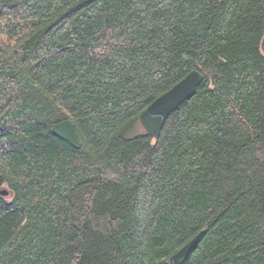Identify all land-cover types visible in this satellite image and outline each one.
Segmentation results:
<instances>
[{
	"label": "trees",
	"instance_id": "16d2710c",
	"mask_svg": "<svg viewBox=\"0 0 264 264\" xmlns=\"http://www.w3.org/2000/svg\"><path fill=\"white\" fill-rule=\"evenodd\" d=\"M263 35L264 0H0V264H170L201 230L181 264H263Z\"/></svg>",
	"mask_w": 264,
	"mask_h": 264
},
{
	"label": "water",
	"instance_id": "95a60500",
	"mask_svg": "<svg viewBox=\"0 0 264 264\" xmlns=\"http://www.w3.org/2000/svg\"><path fill=\"white\" fill-rule=\"evenodd\" d=\"M261 50L264 51V35L261 40ZM202 78L203 76L200 71L196 69L191 70L171 88L149 103L138 116L143 129L153 137H157L166 118L195 93ZM51 131L59 138L68 142L72 147L76 149L80 147L74 125L70 120L66 119L54 123L51 126ZM7 194V189H0L1 196H6ZM202 233V230L196 233L188 242L174 252L168 259L169 263L181 264Z\"/></svg>",
	"mask_w": 264,
	"mask_h": 264
}]
</instances>
